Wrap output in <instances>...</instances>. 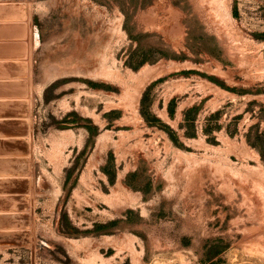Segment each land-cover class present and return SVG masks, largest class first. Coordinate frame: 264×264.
<instances>
[{"label":"rangeland","instance_id":"rangeland-1","mask_svg":"<svg viewBox=\"0 0 264 264\" xmlns=\"http://www.w3.org/2000/svg\"><path fill=\"white\" fill-rule=\"evenodd\" d=\"M0 46V264H264V0H0Z\"/></svg>","mask_w":264,"mask_h":264},{"label":"crops","instance_id":"crops-1","mask_svg":"<svg viewBox=\"0 0 264 264\" xmlns=\"http://www.w3.org/2000/svg\"><path fill=\"white\" fill-rule=\"evenodd\" d=\"M4 41H10V39L6 38ZM11 51L12 48L3 50L0 46V180H4L0 181V197H7L4 200L0 199V215L2 212L7 214L17 209V199L12 197L18 196L20 191L17 181L20 171L17 161H14L20 152L18 138L29 142V137L23 136L28 128V118L19 117L22 113L19 111L18 100L23 93L22 90L19 91L16 84L21 79L19 74L24 73V69L22 66L20 68L15 53ZM70 131L74 130L70 129ZM2 222L0 218V225Z\"/></svg>","mask_w":264,"mask_h":264}]
</instances>
